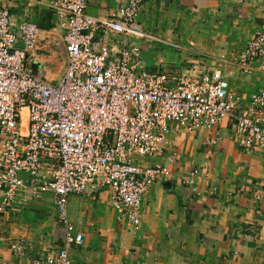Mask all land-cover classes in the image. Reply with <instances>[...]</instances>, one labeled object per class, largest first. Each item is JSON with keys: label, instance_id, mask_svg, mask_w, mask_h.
Masks as SVG:
<instances>
[{"label": "built area", "instance_id": "built-area-1", "mask_svg": "<svg viewBox=\"0 0 264 264\" xmlns=\"http://www.w3.org/2000/svg\"><path fill=\"white\" fill-rule=\"evenodd\" d=\"M29 1L46 4L61 23L66 59L57 84L35 77L29 57L38 27L16 24L0 10V214L13 209L18 197L51 194L64 230L62 244L31 264H73L69 251L83 236L68 220L69 198L95 185L109 190L118 221L139 230L143 196L168 174L164 167L143 168L139 162L161 151L173 125L193 131L225 124L246 153L264 154V90L245 106L221 70L147 68L135 40H151L136 21L149 0H125L107 18L87 15L88 0ZM98 32L135 40L118 51L95 50ZM263 60L260 30L233 64L250 74L262 62L264 74Z\"/></svg>", "mask_w": 264, "mask_h": 264}, {"label": "crops", "instance_id": "crops-1", "mask_svg": "<svg viewBox=\"0 0 264 264\" xmlns=\"http://www.w3.org/2000/svg\"><path fill=\"white\" fill-rule=\"evenodd\" d=\"M124 1L88 0L85 12L107 18ZM1 9L16 24L27 21L38 27L30 68L35 77L57 84L66 67L61 23L40 2L0 0ZM181 13L193 17V59L166 54L173 44L178 46L174 41ZM136 21L151 40L98 32L93 49L118 51L135 40L152 71L176 73L184 64L188 65L181 72L191 67L221 70L232 95L245 106L254 93L264 90L262 62L246 74L231 61L257 32H264V0H149ZM219 53L224 65L217 63ZM139 165L161 166L168 172L165 181L151 185L143 196L139 230L118 221L106 188L95 185L69 198L68 220L73 232L83 236V243L69 251L73 264H264L262 152L246 153L225 124L193 131L173 125L161 151ZM14 206L0 214V264H31L51 255L64 235L54 219V196L18 197Z\"/></svg>", "mask_w": 264, "mask_h": 264}, {"label": "rangeland", "instance_id": "rangeland-1", "mask_svg": "<svg viewBox=\"0 0 264 264\" xmlns=\"http://www.w3.org/2000/svg\"><path fill=\"white\" fill-rule=\"evenodd\" d=\"M176 16H178V15H176ZM176 18L177 17H175V19ZM179 19H180L179 23H181V29H180L179 33H176V35L178 37H176V39H175L176 41H174V42L176 44H178V46H181L182 47L181 48L182 50L175 51V50H178V46H176V45L173 44L172 46H175L177 48L174 47L175 50H173L174 48L173 49H170V48L167 49V52H168V53H166V54H168L167 57H172L175 54H178L180 56L181 55H184V57H186V58L189 57V58L193 59V17H191L187 13H185V14L184 13H181ZM164 50H166V49H164ZM151 52L154 53V50L151 51ZM219 54H220V56H219L220 58L218 57V61L219 62H217V63H218V65H222V64L224 65V63H222V60H221L222 54L221 53H219ZM240 54H241V52L238 53L236 56H234L231 61L233 62ZM151 56H153V55H151ZM171 61H173V60H170V62ZM187 65L188 64H184V65H182L183 67H179L176 70V73L177 72H181L182 68L187 67ZM175 69L176 68H172V71L175 70ZM165 70H168V68L167 69L164 68L163 71H165ZM54 219H55V222H57V214L55 215V213H54Z\"/></svg>", "mask_w": 264, "mask_h": 264}]
</instances>
